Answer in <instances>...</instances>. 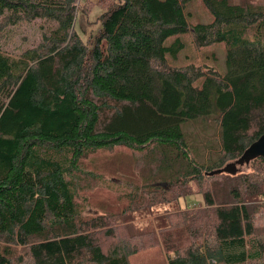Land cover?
<instances>
[{
  "label": "trees",
  "instance_id": "16d2710c",
  "mask_svg": "<svg viewBox=\"0 0 264 264\" xmlns=\"http://www.w3.org/2000/svg\"><path fill=\"white\" fill-rule=\"evenodd\" d=\"M83 1L0 0V264H133V237L109 229L152 207L158 264H264V159L217 173L264 135V0H200L207 24L189 22L191 0H109L93 21ZM37 21L36 47L3 48L8 29ZM182 34L197 50L223 44L226 72L172 65ZM197 120L218 131L204 164L186 132ZM113 149L131 160L108 182L121 207L88 215L84 193L103 179L85 162ZM195 190L204 205L183 211Z\"/></svg>",
  "mask_w": 264,
  "mask_h": 264
},
{
  "label": "rangeland",
  "instance_id": "374dc122",
  "mask_svg": "<svg viewBox=\"0 0 264 264\" xmlns=\"http://www.w3.org/2000/svg\"><path fill=\"white\" fill-rule=\"evenodd\" d=\"M108 1L109 0H86V2H80L77 14L79 15L81 10H84L88 13L87 15H89L87 20L93 21L101 11L104 10L100 4L104 6ZM186 11L190 13L189 22L191 24H207L213 19L204 9L200 0H191L187 5ZM43 26H45L43 22L37 21L36 24L31 26L22 24L18 27L8 29L7 31L9 34L6 38V42H2L3 48L8 53L17 55L24 49L36 47ZM86 29H90L89 23H87ZM176 38L177 37L170 38L168 43L174 41ZM180 40L183 42L184 48L179 53L177 59H173V61L169 60L172 65L183 66L188 63H194L196 65L208 64L222 73L226 72V49L223 44H215L197 50L193 46L189 34L180 35ZM186 132L190 134V141L192 140L193 142L194 155L198 162L204 164L216 159V157L212 155V151L218 147V131L213 122L208 120H197L187 125ZM127 155L128 151H124V149H113L110 151H100L95 155H89L87 157V161L85 162L86 168L100 175L103 179L102 181H96V186L94 188L88 187L87 191L84 193L86 196L90 195L94 199V207L87 210L88 215H101L105 213L103 210L108 209L111 211L114 207L120 206V193L117 192L118 188L110 185L108 182L120 184L118 179L124 176V170L122 168L126 167L129 162H131ZM231 162H233V160L227 161V163ZM259 167L260 165L258 163L236 165L235 171L240 174H253V170ZM206 180L209 184L213 182V179ZM194 192L195 194H192L186 200H180L179 206L185 208L189 205L190 208L188 210L186 208L182 209L183 211L194 213L197 212V210L193 208L204 205V203H202V197L196 195L197 190ZM152 208L151 212L154 211V215L153 213L151 216H139L135 214L129 221H121L118 225L112 226L111 229L104 228L99 231V237L103 238L102 234L107 229L113 231L114 236L118 240L121 239L125 241L128 238L127 236L131 235L134 243L130 240V243L127 244L130 247L132 245V247H135L138 251L136 257H132V259L134 258L133 264H158L160 259L162 260L166 256L164 250L160 246V237L153 222L155 213H157V207ZM254 224L258 231V238L264 241V208L261 209L259 213L255 214ZM123 228L124 230H121ZM125 228L128 231L125 230ZM149 231H155L157 233V241L153 240V233L151 234ZM105 243L106 246H109L110 243H113V240L111 239L109 242L105 241Z\"/></svg>",
  "mask_w": 264,
  "mask_h": 264
},
{
  "label": "water",
  "instance_id": "95a60500",
  "mask_svg": "<svg viewBox=\"0 0 264 264\" xmlns=\"http://www.w3.org/2000/svg\"><path fill=\"white\" fill-rule=\"evenodd\" d=\"M256 158L264 159V135L254 142L236 162L227 165L225 169H221L220 171H217V173L228 172L234 174L236 173V165H248L250 161Z\"/></svg>",
  "mask_w": 264,
  "mask_h": 264
}]
</instances>
